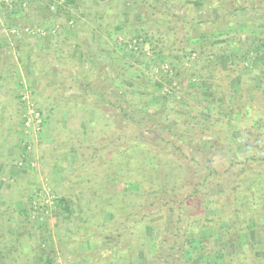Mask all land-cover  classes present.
Masks as SVG:
<instances>
[{
    "label": "rangeland",
    "instance_id": "1",
    "mask_svg": "<svg viewBox=\"0 0 264 264\" xmlns=\"http://www.w3.org/2000/svg\"><path fill=\"white\" fill-rule=\"evenodd\" d=\"M65 1L52 0L49 8L46 7L48 10L45 0L0 2V60L8 63L1 69L0 81V217L8 221V228L14 232L18 221L24 228L23 215H19V211L27 210L29 222L42 225L41 232H32L37 240L40 232V241L42 238L46 241L43 245H47L41 244L40 247L53 250V264H81L89 262L83 255L90 251L91 246L85 243L77 230L66 232L69 224L60 221L64 211L60 209L58 199L64 191L76 187L79 181L94 182L98 178L99 173L84 174L92 168L82 170L79 168L81 162H76L75 148L89 146L84 140L79 141L78 137H90L92 134L91 137H106L110 144L116 141V129L107 123L104 115L95 118L91 113L88 117L87 111H82L85 99L90 95L83 92L86 86L81 82L86 77L87 68L93 65V60L98 65L102 64L98 67L103 66L107 75L103 74L99 78L111 81L113 86L119 88L117 90L121 91L119 100L123 109L135 122L141 123L142 127L133 134L128 128L132 125L130 120H123L125 131H129L124 134V138H119V145H125L128 140L137 137L144 144L143 147H169L164 142L155 141V136L149 133L156 129L157 119L161 118L170 124L177 123V127L184 123L181 126L185 129L182 130L185 131V139L188 141L191 137L199 142L201 129L205 125H198L196 121L209 115L211 109V105L206 102L209 84L203 76L207 60L211 57L210 51L214 45L218 46L224 41L225 35L217 31L201 41L195 37L191 42L182 43V52L176 50L181 47L176 46L178 41L171 44L173 38L178 40L184 33L179 26L177 30H172L174 34L171 32L176 15L185 13V7L196 8L207 4H211V13L215 15L220 0H95L97 4L93 0H75L76 7ZM66 9L70 11L68 16L62 12ZM96 11L102 13L103 24L107 31H111L108 35L95 33L92 19ZM99 37L103 39V45L96 48ZM40 61L49 70L47 76L41 74ZM224 61L222 65H226ZM245 65L249 68L250 62ZM224 75L216 73V78L220 79ZM197 79L198 82H195ZM76 85H79L81 92ZM111 90L113 88L105 89L108 98ZM198 113H201V118L197 117ZM24 115L35 118L33 126L26 125ZM194 116L199 120H195ZM220 128L213 126L212 131L217 133ZM142 137L146 140H142ZM246 146L244 142H239L235 148L242 152L248 148ZM181 147L188 146L182 143ZM221 149L227 147L212 154L208 153L209 149H205L204 153L197 155V162L201 163V167L209 165L218 174H224L234 154L219 155ZM168 152V148L162 150V154ZM193 153L188 148L187 154ZM188 164L191 165V162L188 161ZM80 175L82 178L77 180ZM252 176L247 175L245 178L258 179ZM18 177H22V185L17 186L13 180ZM12 188L16 195L10 198ZM25 188L30 194L26 193ZM123 190L136 194L135 184H124ZM88 199L84 198L83 203L87 207ZM105 214V211H101L99 220L107 218ZM158 220H161L159 215L145 221L142 235L146 240L143 244L136 241V226L126 223L123 234L133 232L134 236L125 235L124 240L134 249L124 253L122 260L114 257L117 261L114 264H142L156 238L154 227L162 226L165 218L160 223ZM165 226L172 228L171 225ZM252 236L258 241L257 234ZM202 238L201 243L209 239L215 243V247H224L227 252L233 250L224 242L218 243L216 230L205 232ZM111 241L113 244L118 238L114 236ZM205 247L208 248L206 251L210 249L208 244ZM102 255L107 257L110 251L105 250ZM28 258L31 259L30 256ZM186 259L182 257L180 261ZM219 261L213 255L206 258L207 264ZM154 263L155 260L148 262ZM16 264H27L24 256H20Z\"/></svg>",
    "mask_w": 264,
    "mask_h": 264
},
{
    "label": "trees",
    "instance_id": "2",
    "mask_svg": "<svg viewBox=\"0 0 264 264\" xmlns=\"http://www.w3.org/2000/svg\"><path fill=\"white\" fill-rule=\"evenodd\" d=\"M45 1V8H49L52 0ZM219 2L215 15L211 13V4L200 6L202 8L185 7V13L174 17V27L171 28L173 34L172 30H177L178 26L184 31L180 39L170 41L171 44L178 41L176 46L181 47L176 50L179 52L183 50L182 43L191 42L195 37L201 41L217 31L225 35L224 41L214 45L210 51L211 57L207 60L203 76L209 84L206 102L211 109L208 111L210 114L206 113L209 115L202 118L201 113L197 115L201 118L196 121L198 125H205L199 142L191 137L188 141L185 139V131H182L185 129L181 126L184 123L177 127V123L170 124L161 118L157 119L156 129L149 133L155 136V141L164 142L169 147H143L137 137L119 145V138H124L129 131H125L123 120H130L132 125L128 128L133 134L142 127L141 123L135 122L123 109L119 88L111 81L99 78L107 75L103 66L98 67L102 64L98 65L93 60V65L87 68L86 77L81 82L86 86H82L85 87L83 92L90 95L85 99L82 111H87L88 117L91 113L95 118L104 115L107 123L116 129V143L110 144L101 135L78 137L79 141L84 140L89 146L73 149L76 162H81L79 168L82 170L92 168L84 174L99 173L98 178L94 182L79 181L76 187L64 191L58 199L60 209L64 211L60 221L69 224L66 232L77 230L85 243L91 246L90 251L83 255L89 262L81 264H114L117 262L114 257L122 260L124 253L134 249L124 240L125 235L134 236L133 232L123 234L125 224L136 226V241L143 244L146 240L142 235L145 221L158 215L165 221L162 226L154 227L156 238L142 264L151 260H155L154 264H207L206 258L211 255L220 260L215 264H264V179L261 178L264 177V0ZM65 3L77 6L75 0H66ZM62 12L68 16L70 11L66 9ZM93 16L95 33L108 35L111 31L106 30L102 13L96 11ZM188 32L191 36L187 35ZM96 44V48L101 47L103 39L97 38ZM223 61L226 65H222ZM248 62L249 68L245 67ZM7 64L0 60V81L1 69ZM39 67L41 74L47 76L49 70H46L43 61H40ZM216 73L225 75L218 79ZM250 80L252 83L249 84ZM103 83L106 85L102 86ZM75 87L81 92L79 85ZM106 87L113 88L109 98L104 93ZM197 117L193 118L199 120ZM120 123L122 126H119ZM88 125L91 126L90 123ZM213 126L221 128L214 133ZM141 139L146 140L145 137ZM239 142H244L248 148L242 152L236 150ZM182 143L188 147H181ZM223 147L227 149L219 150V155L234 154L224 174H218L209 165L201 167V163L197 162V155L204 153L205 149L212 154ZM164 148L169 149L168 154H162ZM188 148L193 150L192 155L187 154ZM247 175L258 179L247 180ZM81 176H77V180ZM21 179L15 178L14 185H22ZM126 183L135 184L136 194L123 190ZM24 190L28 192L26 188ZM14 191L9 192L10 198L15 197ZM86 197H89L88 207L83 204ZM3 209L6 211V208ZM101 211L107 215L103 221L99 220ZM19 215H23L24 228L18 221L14 232L8 228V221L0 217V264H16L20 256H24L27 264H53V250L40 247L41 244L47 245H43L46 243L43 238L40 241L41 223H30L27 210H20ZM33 230L40 231L39 240L35 239ZM213 230L218 231V243L230 245L231 252L224 247H215L209 239L201 243L205 232ZM255 234L258 241L252 236ZM114 236L118 241L112 244ZM205 244L210 245L208 251ZM105 250L110 251L107 257L102 255ZM179 256L180 259L187 258L186 261H180Z\"/></svg>",
    "mask_w": 264,
    "mask_h": 264
},
{
    "label": "built area",
    "instance_id": "3",
    "mask_svg": "<svg viewBox=\"0 0 264 264\" xmlns=\"http://www.w3.org/2000/svg\"><path fill=\"white\" fill-rule=\"evenodd\" d=\"M2 1H3V2H8V0H0V2H2ZM28 115H29V114H28ZM29 116H31V115H29ZM29 116L24 115V118L26 119L25 123H26L27 126H31V125L33 126L34 123H35V122H34V119H35V118L32 119V118L29 117ZM37 122H39V121H37Z\"/></svg>",
    "mask_w": 264,
    "mask_h": 264
}]
</instances>
